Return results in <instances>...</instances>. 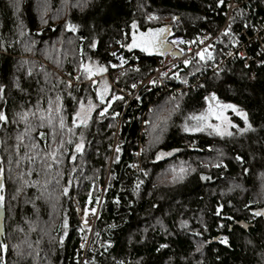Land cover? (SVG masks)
<instances>
[{
    "label": "trees",
    "instance_id": "obj_1",
    "mask_svg": "<svg viewBox=\"0 0 264 264\" xmlns=\"http://www.w3.org/2000/svg\"><path fill=\"white\" fill-rule=\"evenodd\" d=\"M12 3L13 0H0V40L13 44L7 51H0V83L8 86L6 94L11 97L7 105L0 102V107L7 108L9 119L7 128L0 127V141H4L0 143V162L5 168L4 179L7 185L2 208L4 236L0 240L9 246L7 264H18V261L19 264H76L79 257V221L72 200L75 198L82 210L86 205L91 209L97 206L99 196L102 200L92 231V241L96 248L89 253L91 259L88 264H114L115 260L136 264L141 258L143 264H262L264 219L253 218L251 215L252 211L264 209L263 199L259 201L255 197L259 188L257 177L264 172V163L260 160L261 153L256 150L257 145L248 138H255L256 134L220 137L210 135V129L185 132L181 123L188 113L206 112L209 105L204 97L215 92L221 103H234L244 109L253 126L259 129L264 125V64L250 63L245 68L241 60L230 61L219 71L220 79L214 75L215 71L209 72L200 83L206 87L201 88L197 84L189 93L175 95L180 102V109L172 115L162 134L158 130L153 132L152 123L156 121L159 109L172 106L166 103L171 95L158 96L155 89L140 91L124 113V122L120 128L121 160L114 164L109 163L114 158H110V146L126 98L110 87L105 79H97L95 84L85 81L79 75L78 68L81 63L89 62L103 66L114 85L130 87L154 68L158 58V55H149L139 49L122 47L129 43L134 32L138 34L163 27L168 29L166 44L170 45V38L176 36L186 42L193 41L204 30L211 34L218 30L224 19L227 0H224L221 8H217L216 0H88L83 8L65 7L64 0H20L18 15L28 36H20L16 31L17 22ZM68 3L74 4L76 0H68ZM239 9L244 11V16L237 15ZM247 9L250 10L249 14L246 13ZM149 14L155 15L157 19H147ZM42 15L46 23L41 21ZM258 15L264 16V10L257 2H249L237 8L235 20L231 24L232 30L235 31ZM173 16L176 20H173ZM133 21L137 25L135 30L131 28ZM66 23L76 25V31H67ZM27 39L36 42L31 52L24 51ZM232 39L230 36L219 35L215 41L214 56L224 51ZM17 40L19 43H16ZM93 43L95 47L91 46ZM29 56L44 60L51 66ZM119 57L128 66L115 78L113 74ZM21 60H27L29 64L17 72L16 66ZM33 64V75L26 79L25 71ZM206 64L193 61L187 66L183 65L175 74L179 79L170 78L167 82L171 86H179L184 83L182 81L190 82ZM49 67L54 68V71L49 70ZM45 73L48 74L47 79ZM13 75L20 80L23 92L11 86ZM66 77L76 83L67 82ZM105 87L108 91L103 99L110 101V104H101L96 99L97 90ZM116 94L122 99L113 100ZM57 96L61 98L58 103L62 106L60 115L64 117V129H59L57 117L55 139L52 130L45 126L31 133L38 145L36 150L31 149L26 138L18 152L21 158L26 153L28 156L36 153L43 156L63 141L69 151L60 156L62 163L54 165L50 175H46L41 163L37 161L32 167L40 173L39 177L34 172L26 179H39L41 182L51 179L50 191L54 190L59 195L62 187L66 186L69 194L59 196L58 200L36 201L38 212H34L31 204L23 203V198L18 201L11 199L19 183L15 180L16 171L27 173L29 168L27 160L22 159L17 170L15 136L17 132L24 131V125L13 124L11 121L13 114L21 108H32L35 111L37 102L41 109H47L48 101L51 100L55 108ZM81 101H91L94 109L87 125L73 127L72 117ZM149 104L153 111L146 114ZM104 108H107V112L100 116ZM113 113L118 115L113 117ZM140 113H145L148 120L144 146L146 150L141 154L138 169L129 170L128 163H136L132 160L131 150L139 138ZM224 116L231 123L243 126L240 117L230 109L224 111ZM32 123L35 125L38 121L32 120ZM209 123L216 124L219 121L210 119ZM110 124L112 127H109ZM69 128L72 129L71 133ZM228 131L235 133L236 129L228 128ZM40 132H44L46 138H41ZM81 132L85 140V154L69 163L70 149L74 147ZM156 135H161V139L152 143ZM69 140L73 144H68ZM173 149L179 151L155 161L157 152H170ZM238 154L244 157L243 164L235 161ZM253 154L256 159H252ZM9 156L13 159L11 166L8 164ZM206 158L207 167L200 163ZM210 161L212 163L208 164ZM218 161L222 166L213 167ZM48 162H51L50 158ZM9 167L13 169L12 179L9 178ZM73 167L77 171L72 172ZM180 167L189 168L182 182L167 186L160 183L161 177L170 179L172 168L178 170ZM242 168H249V173L245 175ZM108 171L111 175L107 177ZM145 172L148 173L147 177ZM201 175L211 179L202 181ZM56 179L60 180V186L55 184ZM138 180H144V184L139 193L134 194L133 188ZM105 182V190L101 192L99 188ZM153 184H157V187L153 188ZM25 191L29 197L38 194L35 188H27ZM114 200H119V204L114 203ZM153 204L157 207L153 208ZM218 205L222 208L219 217L215 214ZM65 216L69 222L67 234L62 227ZM25 218L33 221L35 231H29ZM182 218H187V228L180 227ZM158 221L163 223L164 229ZM113 224L117 227L109 228ZM244 224L246 228L242 227ZM145 228L147 231H144ZM193 232L199 235L193 236ZM62 235L63 245L59 239ZM222 237L228 238V246L220 243ZM25 240L32 244L31 249L21 243ZM109 240L112 248L102 255L100 243ZM249 240L256 246L247 244ZM162 243L168 247L157 252L156 248ZM200 243H203V247L200 252H196ZM13 244L20 245L25 252V259L19 260L14 254L11 248Z\"/></svg>",
    "mask_w": 264,
    "mask_h": 264
},
{
    "label": "snow or ice",
    "instance_id": "obj_2",
    "mask_svg": "<svg viewBox=\"0 0 264 264\" xmlns=\"http://www.w3.org/2000/svg\"><path fill=\"white\" fill-rule=\"evenodd\" d=\"M88 0H76V3L74 4H69L68 0H64L65 3V7H78V8H83L87 5ZM224 5V0H216V6L217 8H221ZM12 7L14 8V12L13 15L16 18V31L19 33L20 36H28V32L25 30V26L23 24L22 19L20 18V16L18 15V13L20 12V0H13L12 3ZM229 7H235L234 5H229ZM237 15L238 16H244L245 13L242 9H239L237 11ZM147 19L149 20H154L157 19V17L155 15L149 14ZM173 20H176V17L173 16ZM230 21H234L235 17L230 16L229 17ZM41 21L43 23H46L47 21L44 20L43 15L41 16ZM137 25L136 22L133 21V23L131 24V28L132 29H136ZM249 27V25L245 24L244 25V29H247ZM77 26L70 24V23H66L65 25V29L67 31H71V32H75L76 31ZM168 32L167 28H159V29H148L145 32L139 33L138 35L134 32L133 36H132V40L130 43H127L126 45H122V47H127L129 50L132 49H139L141 52L143 53H147L149 55H151L153 52L157 51L158 49L163 48L164 46V34ZM221 35H225V36H230L233 37V30L231 28V23H229L222 31ZM239 35V34H237ZM209 37L207 35H205L203 37V40H207ZM201 39L198 37V40ZM202 42V40H201ZM16 43H19V41L17 40ZM173 44L177 43V41L173 40L172 41ZM179 43H184V41H179ZM36 45V42L34 40L31 39H27L24 42V51L26 52H31L34 47ZM232 45L234 48L238 49L239 47V40L236 39L235 37H233L232 39ZM92 47H95V43H93L91 45ZM13 44L12 43H6L3 40H0V51H7V49L12 48ZM212 45L209 44L207 47H205L204 49H202L201 51L197 52L196 55L200 58L201 61L204 60H212L213 56L212 53L208 50L209 48H211ZM237 55L240 56L241 59H246L243 55V53H239L237 51L236 53ZM112 55H115V53H112ZM228 55H233L232 52H229ZM126 62V61H125ZM184 64L187 66L189 63V60L185 59ZM261 64H264V59H262L260 61ZM29 62L27 60H21L18 62L17 66H16V70L17 72H19L21 69H24L26 65H28ZM245 68L248 67V64L245 63ZM35 65L33 64L32 67H29L26 71H25V78H31L33 75V71L32 68H34ZM79 75L82 76L85 79H88L91 83L95 84L96 81L92 80L91 78L96 75L99 74L103 71H105L103 66H95L94 63H89V64H84L81 63L79 66ZM47 73H45V78L47 79ZM214 75L216 76L217 79H220V72L219 70H216L214 72ZM160 76L162 78H166V73L161 72ZM173 78H177L179 79V77H176L175 74H173ZM252 79H254V77H252ZM184 83H186V81H182ZM150 84H152L153 86H155L157 84L156 80H151L149 81ZM11 86L13 88H15L17 91L23 92L24 88L22 87V84L20 82V80L13 75L12 81H11ZM133 87H135V85H133ZM199 87L204 88L206 87L205 84H200ZM8 86L5 85L4 83H0V102H2L4 105H7V103L9 102V100L11 99V97L9 95L6 94ZM41 92H43V89H40ZM107 94V88L105 87L104 89H100L97 90L96 93V99L100 100L101 104L104 103H111L110 101H104L103 97L104 95ZM183 94H181L182 96ZM60 97L57 96L56 97V101L57 104L55 106V108L52 107V101L49 100V107L47 109H41L39 107V102H37V106H36V110L34 111L32 108H28L27 110H24L23 108H21L20 111H17L13 114V119L11 121V123L13 124H23L24 125V131L23 132H17L16 136H15V140H16V145L15 147L17 148V158L15 160V164L17 167V170L20 168L21 165V160H27L28 164H29V168L27 173H25L24 171H16L15 173V180H18L19 183L15 189L14 194L12 195L11 199L12 200H19L20 198H23V203L24 204H31L33 211L34 212H38V208L36 205V201L44 199V200H52V199H59V196H68L69 194V189L68 187L64 186L62 187L61 191L59 192V195L55 194V191H50L49 190V185L51 184V179H45L43 182H41L39 179H37L36 181H32L29 179H26V177H30L34 172L37 175V177H39L40 173L36 171V169L34 167H32V165H34L37 161H39L46 173V175H50L51 170L53 168L54 165L58 166L60 163H62L60 156H62L64 154L65 151H69L68 149L65 148V145L63 143V141H61L60 144L57 145L56 149H53L49 152H45L43 156H40L39 153H36L35 155L32 156H28L27 153L25 154V156L23 158L19 157V146L22 144H25V139L27 138L28 142L31 144V149L32 150H36L38 145L34 142V138L32 137L31 133L37 129L40 128H44L45 126H47L49 129L52 130V136L53 139H55V132H56V119L58 117L59 120V129L63 130L65 127V123H64V117L63 115H60V113L62 112V106L58 103L60 101ZM113 100L116 99H122V97H118L113 95L112 97ZM137 99H139V97H137ZM204 100L206 102H208V108L206 110V112H203L199 115H190L188 117H186V120H191V121H195L196 123L192 124L191 126H189L188 124H185L182 126L183 131L185 132H203L205 131V129H210L211 131L209 132L210 135L215 134L216 136H220V137H224V136H228V137H232L234 135H239V136H246L249 133L252 134H256L255 138H253L252 136H249V140L257 145V149L259 150V152L261 153V157L260 160L262 163H264V125H261V127L258 129L257 127L253 126V123L250 121L249 119V114L242 109L239 105L234 104V103H221L220 101H218L216 93H210L209 95L204 97ZM166 103L171 104L172 106L170 108H161L158 110L157 112V117H156V121L152 123V130L153 132H156L157 130L159 131V133H163L168 125V122L170 121L172 115L179 111L180 109V102L179 100H177L176 96H171L169 97L168 101H166ZM230 109L233 113H235V115L239 116L240 119L243 121V126H237L236 124L231 123L230 121L227 120V117L224 116V111ZM92 110V106L91 103L89 104V107L87 109L84 108V106L81 104L80 108H78L75 113L73 114L72 117V125L73 127H81V126H85L88 124L89 118H90V113ZM150 112L153 111L152 109L149 110ZM107 112V108H104L101 112H100V116H103L105 113ZM115 115H118V113H113V117H115ZM210 119H215L216 121H219V123L213 124V123H209ZM32 120H37L38 123L37 124H33ZM145 123H148V121H145ZM9 125V119H8V113H7V108L6 107H0V127L3 128H7ZM226 125V126H225ZM109 127H112V125L110 124ZM228 128H235L236 132L233 133L231 131H228ZM72 129L69 128V132L71 133ZM39 136L41 138H46L45 137V133L44 132H40ZM161 139V135H156L154 137V140L152 143H156L159 142V140ZM4 141H0V143H3ZM68 144H73L72 140H69L67 142ZM25 147H27V145H25ZM149 147H151V144L149 145ZM110 149L114 152V158L109 161L110 164H114V163H118L121 160V156L120 153L122 151L121 147L119 144H117L115 146L114 149L111 148ZM146 149L145 148H141V150L139 152H135L134 155L135 156H140ZM174 151H179V149H173L170 152H157L155 155V161H159L162 160L165 156H171L172 153ZM255 151V150H254ZM59 153V155H58ZM85 154V140H84V136L83 133L81 132L80 137L78 138L77 142H75V145L73 148L70 149V155H69V163H71L72 161L76 160L77 156H83ZM220 155L222 156L223 153H220ZM48 158L51 159V162H48ZM235 161L243 164L245 162L244 157L241 155H236L235 156ZM252 159H256L255 155L253 154ZM155 161H153V163H155ZM13 162V159L11 156H9L8 159V164L9 166H11ZM205 167H207L208 165L205 164L203 165ZM213 167H221V163L218 161L216 164L212 165ZM129 168H134V169H138V165L137 164H129L128 165ZM196 169H191V171H195ZM72 172L77 171L76 167H73ZM189 168L186 167H180L178 170L176 168H172L171 169V176L170 179H168L167 177H161L160 179V183L164 184L165 186L167 185H175L177 183L182 182L186 175L188 174ZM242 171L245 175H247L250 171L249 168H242ZM9 172V178L12 179V173H13V169L11 167H9L8 169ZM4 174H5V168L3 166V163L0 162V208L4 207V203L6 200V190H7V185L4 179ZM57 176L60 175L59 172H57L56 174ZM144 175L147 177L148 173L145 172ZM69 179H71V173H69ZM211 178L209 176H205V175H201L200 176V180L202 181H208ZM261 180L264 181V174L261 175ZM55 184L57 186H60V180L56 179L55 180ZM144 184V180H138L133 188V193H139L141 186ZM157 184H153V188H156ZM237 187H239V185H237ZM27 188H35L37 191V195L34 196H27L26 195V189ZM114 203L119 204V200H114ZM153 208H156L157 205L153 204L152 205ZM245 208H248V205H245ZM89 211L92 212L93 215L96 214V209L95 208H91L85 209L84 215L87 216ZM215 214L219 217L220 215H222V208L220 205L217 206ZM251 215L253 218L259 217L264 219V209H257L255 211L251 212ZM228 219H231V217H228ZM25 223H27L29 225V231H35V228L33 227V221H31L30 219L25 218ZM158 223H160V226L162 229H164V225L162 222L158 221ZM63 229L65 230V234H67V229L69 227V222L67 219V216H65L64 218V222L62 225ZM88 227L87 225V221L84 220L83 224L81 225V227L78 229V231L80 232H84L85 229ZM117 225L113 224V225H109V228H116ZM180 227L181 228H187V221L181 220L180 221ZM22 230V229H20ZM144 231H147V228L144 229ZM167 230L165 229V232ZM193 236H198L199 233L193 232L192 233ZM4 233L2 230H0V237H3ZM60 243L61 245H63L64 242V236L62 235L60 238ZM84 239V237H82V240ZM129 240L131 242V237H129ZM141 242H143V238H141ZM27 245L28 249L32 248V244L30 242H28L27 240L21 242ZM37 244L39 243V241L36 242ZM220 243L224 244L225 246H228L229 241L227 237H222L220 239ZM247 244H253V242L251 240L246 241ZM262 244H264V240L261 241ZM256 245L253 244V247H255ZM8 244L4 243L3 240H0V264H7V252H8ZM80 247L83 249L86 247L85 243H81ZM168 245L167 244H160L158 248H156V251L159 252L161 249L167 248ZM203 247V243H200L197 247H196V252H200L201 248ZM12 251L14 252V254L19 258V260H23L25 259V252L24 250L20 247V245L18 244H13L11 245ZM110 248H112V242L109 241H103L100 243V249H102L103 251L101 252V254L103 255L104 253H106ZM262 256H264V253H262ZM19 264V261H18ZM114 264H125V262L123 260H115ZM129 264H131V262H129ZM136 264H143V259L141 258L140 260H138L136 262ZM262 264H264V262H262Z\"/></svg>",
    "mask_w": 264,
    "mask_h": 264
},
{
    "label": "built area",
    "instance_id": "obj_3",
    "mask_svg": "<svg viewBox=\"0 0 264 264\" xmlns=\"http://www.w3.org/2000/svg\"><path fill=\"white\" fill-rule=\"evenodd\" d=\"M249 2H257L258 6L264 10V0H227V8L224 11V19L218 28V30L211 34L207 30L202 31L199 33L193 41L186 42L182 37L177 39V43L173 44L172 41L175 38H170V49L164 52L161 56H158L154 69L149 71L146 75L143 76L142 79H139L135 84V87L131 85L130 87H118L117 90H120L126 98L124 107L122 109V113L119 115L117 119V124L113 136V148L117 144H121L122 136H121V125L124 122V113L128 108L129 103L133 98L137 96L140 91H148L151 89H155L158 96L163 95H177L180 93H189V90L195 88L197 84L202 83L203 79L208 75L209 72H213L216 70H222L230 61L233 60H241L243 64L247 63H255L256 65L260 63V61L264 57V16L258 15L257 18L244 22L240 27H238L235 31H233V37L239 40V47L238 49L234 48L232 45V40L230 44L226 47L224 51H222L218 56H214L215 52V41L219 35H221L223 29L229 24H232V21L229 20V17H235V11L237 8L244 6ZM229 5H234L235 7H229ZM246 13L249 14L250 10L247 9ZM247 24L249 27L244 29V25ZM239 34V35H237ZM207 35L209 38L207 40H203V37ZM198 37L201 38L198 40ZM184 41V43H179V41ZM202 40V42H201ZM209 44L212 45L211 48L208 50L212 53L213 59L212 60H204L202 63H207L204 65L205 67L202 69L201 72L197 73L194 76L192 81H187L186 83H181L179 86H171L167 80L171 78V73L177 70L179 67L185 65L184 60H189V63L193 61H201L200 58L196 55L197 52L201 51ZM237 51L239 53H243L246 59H241L239 55H237ZM229 52H232L233 55H228ZM188 63V64H189ZM128 66L122 57H119L117 69L120 72H123L124 69ZM166 73V78H162L160 73ZM104 74L107 78H110V83L114 84L112 78L109 75V72L105 71ZM114 75H116V70L114 71ZM68 81V78H65ZM151 80H156L158 83L156 84L157 87L153 86L149 83ZM71 84L76 83L75 81H71ZM152 109L151 105L147 106V112ZM145 114V113H144ZM140 113L138 115V120L140 121V128H139V138L135 142V147L131 150L132 160L136 161V164L139 166L140 156H135V152H139L141 148H144L146 140H147V125L145 121H148L146 118V114L144 115ZM114 152L111 150V158H113ZM129 164H134L133 162H129ZM129 170H136L134 168H129ZM110 172L108 171L107 177L109 176ZM111 175V174H110ZM106 177V179H107ZM105 190V185L102 186V191ZM98 207V206H97ZM79 209V208H77ZM79 216V224L80 227L83 224L84 220L87 221L88 227L85 229L84 232H80L79 234V247L78 250L82 252L81 257L77 260L76 264H86L89 260V253L95 250V245L92 241V231L94 229V225L97 220L98 211L96 214L93 215L92 213H88L87 216L84 214H77ZM82 237L84 239L82 240ZM81 243H85L86 247L81 248Z\"/></svg>",
    "mask_w": 264,
    "mask_h": 264
},
{
    "label": "rangeland",
    "instance_id": "obj_4",
    "mask_svg": "<svg viewBox=\"0 0 264 264\" xmlns=\"http://www.w3.org/2000/svg\"><path fill=\"white\" fill-rule=\"evenodd\" d=\"M139 34V33H138ZM137 34V35H138ZM133 36V35H132ZM132 36H131V40H132ZM175 38V41H177V39H179V36H176V37H174ZM131 40L129 41V43L131 42ZM164 45H165V43H164ZM164 47V46H163ZM159 50H161V49H158L157 51H159ZM29 57H32V56H29ZM32 58H34V60H38L39 58H37V57H32ZM40 60V61H39ZM38 61L39 62H41V63H43L44 65H49V66H51L48 62H45L44 60H41V59H39ZM89 63H92V62H89ZM155 66V65H154ZM154 69V68H153ZM49 70H52V71H54V68H52V67H49ZM115 70H116V75H114L113 74V76L115 77V78H118V76H119V74H121L122 72H120V71H118V69H117V67L115 68ZM152 70V69H151ZM104 72L105 71H103V72H101V73H99V74H96V75H94L91 79L92 80H97V79H105L106 81H107V83L110 85V87H112L111 86V84H110V80H108V78H107V76L104 74ZM100 74H101V76H100ZM110 75V74H109ZM100 76V77H99ZM85 81H88L89 82V80L88 79H84ZM70 83V82H69ZM116 85V84H115ZM117 86V85H116ZM113 88V87H112ZM107 91H108V89H107ZM116 96H119L118 94H116ZM104 97H105V95H104ZM103 97V98H104ZM91 103V106H92V110H91V113H92V111H93V109H94V106H93V103L91 102V101H81L79 104H78V106H77V109L78 108H80V105L82 104L83 106H84V108L85 109H87L88 107H89V104ZM76 109V110H77ZM91 113H90V115H91ZM190 115H199L198 113H188L186 116H185V118L183 119V121H182V123H181V127L183 126V125H185V124H188L189 126H191L192 124H194V123H196L195 121H191V120H186V117H188V116H190ZM212 157H210V158H208V159H211ZM196 161V160H195ZM196 162H198L199 163V161L197 160ZM206 162H207V158L206 159H204V160H201V162L200 163H203V164H206ZM210 163H212V161H210V162H208V164H210ZM109 164V163H108ZM110 165V164H109ZM108 168H111V166H108ZM107 174V173H106ZM262 174H264V172L263 173H261L258 177H257V180H258V190L256 191V193H255V197L259 200L260 198L261 199H263L262 200V202L264 203V181H262L261 180V175ZM101 187V186H100ZM99 190H100V188H99ZM261 199L259 200V201H261ZM101 200H102V197L101 196H99V198H98V201H97V203H96V205L97 204H99L100 202H101ZM83 208V207H82ZM84 208L86 209V208H88V206L86 205V206H84ZM85 209H81L82 211H83V213L85 212ZM181 220H184V221H187V225H188V220H187V218H182ZM180 220V221H181ZM96 242H99L98 240L96 241ZM90 259H91V257H89V260L86 262V264H88V262L90 261Z\"/></svg>",
    "mask_w": 264,
    "mask_h": 264
},
{
    "label": "bare ground",
    "instance_id": "obj_5",
    "mask_svg": "<svg viewBox=\"0 0 264 264\" xmlns=\"http://www.w3.org/2000/svg\"><path fill=\"white\" fill-rule=\"evenodd\" d=\"M176 72H177V70H176V71L174 70V71L171 73V75H172L171 78H173V74H176ZM61 74H62V73H61ZM101 74H102V73H101ZM101 74H100V76H101ZM100 76H99V77H100ZM142 78H143V77H142ZM142 78H140V79H142ZM168 79H170V78H168ZM108 80H110V79L108 78ZM138 80H139V79H138ZM138 80H137V81H138ZM66 81H67V80H66ZM71 81H74V80H73L72 78H69V77H68V81H67V82H71ZM137 81H136V82H137ZM109 82H110V81H109ZM136 82H135V83H136ZM135 83H134V84H135ZM157 83H158V81H157ZM110 84H111V83H110ZM132 85H133V84H132ZM135 85H136V84H135ZM111 86H112L116 91H118L121 95L125 96L120 90H117V86H116V85L111 84ZM155 87H157V85H155ZM169 95H170V94H169ZM133 99H134V98H133ZM133 99L131 100V102L133 101ZM131 102H130V103H131ZM130 103H129V104H130ZM113 136H114V135H113ZM113 142H114V140H113V138H112L111 148H113ZM110 158H111V152H110ZM133 163L136 164L135 162H133ZM103 185L106 186V182H105ZM103 185H102V186H103ZM102 186L100 187V191H101V192H103V191H102ZM72 202L75 204L76 215L78 214V212H79L81 215L84 214L83 211L81 210V208L79 207V204H78V202H77V200H76L75 198L72 200ZM97 206H99V204H97ZM97 206L95 207L96 211H98V207H97ZM77 208H79V209H77ZM89 213H92V212L89 211ZM77 219H78V221H79V216H78V215H77ZM79 228H80V224H79ZM79 228H78V229H79ZM79 234H80V231H78V237H79ZM93 243H94V242H93ZM94 245H95V244H94ZM78 247H79V245H78ZM93 251H95V250H93ZM93 251H92V252H93ZM77 252H78V254H79V257L77 258V260H79L80 257H81L82 252H81L80 250H78ZM92 252H91V253H92Z\"/></svg>",
    "mask_w": 264,
    "mask_h": 264
},
{
    "label": "water",
    "instance_id": "obj_6",
    "mask_svg": "<svg viewBox=\"0 0 264 264\" xmlns=\"http://www.w3.org/2000/svg\"><path fill=\"white\" fill-rule=\"evenodd\" d=\"M167 33L164 34V40H165V37H166ZM170 47L171 46L169 44H165L164 49H162V51L160 53H153V54L158 55V56H161L164 52L168 51L170 49ZM3 220H4L3 219V211H2V208H0V230H2L4 232V221ZM242 227L243 228H246L247 225L244 224V225H242ZM0 239H1V237H0Z\"/></svg>",
    "mask_w": 264,
    "mask_h": 264
},
{
    "label": "crops",
    "instance_id": "obj_7",
    "mask_svg": "<svg viewBox=\"0 0 264 264\" xmlns=\"http://www.w3.org/2000/svg\"><path fill=\"white\" fill-rule=\"evenodd\" d=\"M165 41V40H164ZM165 44H166V42H165ZM164 47H165V45H164ZM164 47L163 48H161V50H159V51H155V52H153V53H160L161 51H162V49H164ZM152 53V54H153Z\"/></svg>",
    "mask_w": 264,
    "mask_h": 264
}]
</instances>
